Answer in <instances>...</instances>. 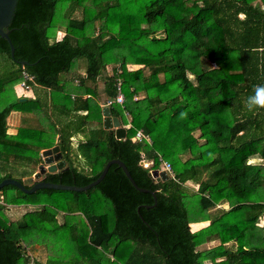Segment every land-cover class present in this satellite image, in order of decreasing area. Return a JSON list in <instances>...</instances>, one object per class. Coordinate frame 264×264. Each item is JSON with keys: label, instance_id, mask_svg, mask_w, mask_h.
<instances>
[{"label": "trees", "instance_id": "obj_1", "mask_svg": "<svg viewBox=\"0 0 264 264\" xmlns=\"http://www.w3.org/2000/svg\"><path fill=\"white\" fill-rule=\"evenodd\" d=\"M4 30L0 181L33 175L58 145L66 165L43 180L83 186L117 158L147 191L114 163L86 191L6 185L0 264H264V105L248 106L264 88V0H17ZM22 70L29 97L15 93ZM108 100L123 138L102 126ZM13 110L26 124L10 132ZM137 130L150 142L132 143ZM159 155L174 178L151 176ZM18 204L32 208L10 220Z\"/></svg>", "mask_w": 264, "mask_h": 264}, {"label": "water", "instance_id": "obj_2", "mask_svg": "<svg viewBox=\"0 0 264 264\" xmlns=\"http://www.w3.org/2000/svg\"><path fill=\"white\" fill-rule=\"evenodd\" d=\"M16 3L17 0H0V37L6 39L10 48L11 56H13L14 47L8 37L7 31H5L4 28L7 27L11 21ZM101 114H102L103 128L113 131L116 138L118 139L123 138L125 136V129L124 127L121 126L119 118L111 115L108 106L102 107ZM131 142L136 143L135 138L132 137ZM40 154H41L42 162L37 166V171L33 175L23 178L22 181H18L11 177L3 178L0 181V189L6 185H13L25 193H33L36 190L43 188L57 189V190L86 191L87 189L96 185L104 177L108 167L114 163L117 164L122 169L129 182L137 190L147 191V189L140 188L136 185L128 169L126 168L125 164L120 159L117 158H113L107 161V163L104 165L103 169L99 173L98 177L83 186L67 185L62 183L45 181L43 180L45 173H54L59 170H62L65 167L66 163L65 160L62 159V154L60 152V148L58 145H54L50 148L43 149ZM150 174L156 181H160V180L165 181L169 178L165 170L158 168L152 169L150 171Z\"/></svg>", "mask_w": 264, "mask_h": 264}, {"label": "built area", "instance_id": "obj_3", "mask_svg": "<svg viewBox=\"0 0 264 264\" xmlns=\"http://www.w3.org/2000/svg\"><path fill=\"white\" fill-rule=\"evenodd\" d=\"M22 75V79L20 80V82H18L17 86H19L21 89L23 90H28L30 88V83L33 81V77L27 73L25 70H22L21 72ZM117 95L115 98V102L122 104L123 103V94L120 90V85L119 83L117 84ZM112 103V100H108L104 105L108 106ZM133 138H135L136 143L140 142L142 139L147 140L148 142H150V137L148 135H145L142 133L141 130H137L135 135L133 136ZM158 162L159 165L161 164L160 168L158 169H162L165 170L166 173L168 174V177H172L174 178V174L171 168V165L168 161L164 160L160 155L158 156ZM140 165H142L145 168H149L153 165V161L152 160H147L143 157V154H141V159H140ZM150 171L152 170V168L149 169ZM1 202V201H0Z\"/></svg>", "mask_w": 264, "mask_h": 264}, {"label": "rangeland", "instance_id": "obj_4", "mask_svg": "<svg viewBox=\"0 0 264 264\" xmlns=\"http://www.w3.org/2000/svg\"><path fill=\"white\" fill-rule=\"evenodd\" d=\"M79 14V12L78 11H76V15H78ZM60 33L58 32L57 33V36L58 37H60ZM2 57H3V59L4 60H7V56L5 55V54H3L2 55ZM17 91H15V93H16V95L17 94H20V93H22V92H20V90H18V89H16ZM104 106H106V105H104ZM23 114V115H22ZM13 115H19V117H20V122H21V120L23 121V124L22 125H24L25 126V124L26 123H24V117L26 116V114H24V112H20V111H17V110H13L11 113H10V115L8 116V118H7V122H8V128L9 129H11V128H13V125H15V123H14V120L15 119H13L12 117H13ZM10 131V130H9ZM41 155V154H40ZM252 162H256V161H260V159H258L257 157H253V158H251L250 159ZM160 166H161V164L159 165V168H160ZM13 176H15V175H13ZM193 183V182H192ZM185 185L187 186V187H189V188H191V189H194L195 190V188H194V186L193 185H195V183H193V185H189V184H187V183H185ZM196 186V185H195ZM32 207L31 206H29V205H24V204H18V205H12V206H10L9 208H8V210H7V215H8V217H9V219L10 220H16V219H18L20 216H21V214L24 212V211H26V210H28V209H31ZM232 244V243H231ZM230 244V245H231ZM205 249H206V247H205ZM30 253L33 255V256H36L39 260H41V261H44L45 259H46V253H47V251L44 249V248H41V247H39V246H36V247H34L33 248V250L32 251H30ZM206 263H208V262H206Z\"/></svg>", "mask_w": 264, "mask_h": 264}, {"label": "crops", "instance_id": "obj_5", "mask_svg": "<svg viewBox=\"0 0 264 264\" xmlns=\"http://www.w3.org/2000/svg\"><path fill=\"white\" fill-rule=\"evenodd\" d=\"M16 89H18V90H20V92H22V93L17 94V95H25L27 97L33 95V92H32L31 89L23 90L19 86L15 87V91H17ZM12 118L15 119L14 120L15 125H13V128H11L9 130H10V132H15L16 131V127L20 125V117H19V115H13ZM80 139H82V135L77 134L76 137H75L76 141L74 143V146H76L77 141L80 140ZM42 150H40V153H41ZM40 157H41V155H40ZM257 158L260 159L259 157H257ZM186 183L189 184V185H193L194 182L192 183V181H187ZM195 185H193V186L196 189L197 188V184L195 183ZM217 207H227V203L223 202V203L219 204ZM208 223H209L208 221L193 222V223L190 224L191 231H197V230L205 227L206 225H208ZM259 225L264 227V214L259 219ZM217 244H218V241L216 239H210V240L206 241L205 243L201 244L199 246V248H201V249L205 248V247L209 248V247L215 246ZM228 244L230 245L231 243H228Z\"/></svg>", "mask_w": 264, "mask_h": 264}, {"label": "clouds", "instance_id": "obj_6", "mask_svg": "<svg viewBox=\"0 0 264 264\" xmlns=\"http://www.w3.org/2000/svg\"><path fill=\"white\" fill-rule=\"evenodd\" d=\"M264 105V88H257L254 96L249 98V107L252 105Z\"/></svg>", "mask_w": 264, "mask_h": 264}]
</instances>
